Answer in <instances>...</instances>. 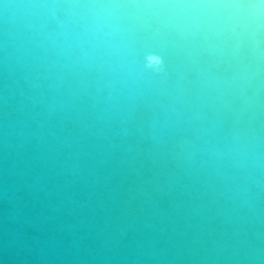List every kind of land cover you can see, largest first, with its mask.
<instances>
[{"label":"water","instance_id":"obj_1","mask_svg":"<svg viewBox=\"0 0 264 264\" xmlns=\"http://www.w3.org/2000/svg\"><path fill=\"white\" fill-rule=\"evenodd\" d=\"M0 264H264V0H0Z\"/></svg>","mask_w":264,"mask_h":264}]
</instances>
